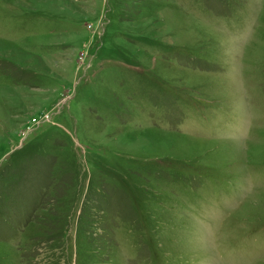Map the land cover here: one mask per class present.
I'll return each mask as SVG.
<instances>
[{
  "label": "rangeland",
  "instance_id": "rangeland-1",
  "mask_svg": "<svg viewBox=\"0 0 264 264\" xmlns=\"http://www.w3.org/2000/svg\"><path fill=\"white\" fill-rule=\"evenodd\" d=\"M0 264H264V0H0Z\"/></svg>",
  "mask_w": 264,
  "mask_h": 264
}]
</instances>
